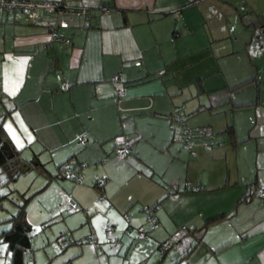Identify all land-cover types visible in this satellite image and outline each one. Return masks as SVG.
<instances>
[{"label":"crops","instance_id":"0c3cea01","mask_svg":"<svg viewBox=\"0 0 264 264\" xmlns=\"http://www.w3.org/2000/svg\"><path fill=\"white\" fill-rule=\"evenodd\" d=\"M62 1L88 9L62 29L68 43L50 39L53 14L30 22L0 9L2 138L29 168L36 159L57 176L66 161L85 177L102 164L106 186L81 185L120 210L118 264H264V197L254 192L264 184V0ZM189 70L185 83L174 80ZM192 83L190 97H202L188 102L180 93ZM177 110L212 135L193 137L186 171L158 180L143 149L168 144ZM120 134L133 139L130 153L112 159ZM120 161L134 168L112 187ZM153 203L150 236L123 233L122 213L147 227L141 206ZM177 230V248L155 247Z\"/></svg>","mask_w":264,"mask_h":264},{"label":"rangeland","instance_id":"374dc122","mask_svg":"<svg viewBox=\"0 0 264 264\" xmlns=\"http://www.w3.org/2000/svg\"><path fill=\"white\" fill-rule=\"evenodd\" d=\"M188 74L192 76L190 70L183 73L177 72L174 80L177 83H185V79L190 77ZM192 87L194 89L197 88L196 83H192L191 88H185L184 86L180 93L189 98L188 102L197 101L202 97V94L198 93L191 98L189 92H192ZM177 89L179 90V87ZM197 96L200 98H197ZM175 97H180V95ZM173 115L172 135L168 144L159 145L157 150H151L148 147L144 148V146V149L142 148V159L145 160V163H150L154 166V178L158 180H161L162 172L173 171L180 175L186 171L185 165L190 156L180 141L181 129L185 125H194H191L187 120L185 121L179 110L174 112ZM190 117L192 118V116ZM120 137L133 141L125 134H120ZM114 140L116 141V138ZM172 142L177 143V145ZM115 146L111 158H126L119 157L116 154ZM173 157H177L181 162L170 161ZM91 165L87 177H85L87 173L83 168L88 167V164L83 166V171L79 173L83 174L84 178L79 183H75L67 177L57 176V171L49 173L34 167L19 171L14 178L8 179L5 176V172L0 169V234L10 228V217L16 214L19 208L23 206L26 220L31 227V251L25 254V262H27L28 258H32L33 264L119 263L120 220L118 216L120 217V210L114 206H107L105 205L106 203L103 205L97 204L99 189L94 187L88 189L81 185L86 183L90 177H105L104 175L106 174L100 172L101 163ZM133 168L129 163L120 161V179H117L115 183L113 180L111 186L120 185V187H125L126 183L123 173H127ZM189 171H196V169L189 168ZM67 197H73L74 202L81 199L83 208L70 210L66 202ZM104 206L107 207L106 210ZM112 213L114 216L111 215ZM110 224L114 226L115 230H113L117 236L113 234V230L111 232L105 230V227ZM126 224L125 221V225L121 228L122 231L125 229ZM91 235L95 236L96 245L84 241L86 237ZM111 240H116L117 242L114 243ZM0 264H11L9 253L7 252V244L2 240H0Z\"/></svg>","mask_w":264,"mask_h":264},{"label":"built area","instance_id":"2783aa9c","mask_svg":"<svg viewBox=\"0 0 264 264\" xmlns=\"http://www.w3.org/2000/svg\"><path fill=\"white\" fill-rule=\"evenodd\" d=\"M0 9L11 12L18 11L24 14L26 20L30 22H37L43 13L53 14L55 16L52 23L49 25V35L52 41H58L60 43H68L69 39L65 38L62 33V29L69 25V20L78 16H87L88 9L85 7H75L71 6L65 1L62 0H0ZM103 11H107V7H102ZM262 30V29H260ZM138 64V63H137ZM70 86V83L63 82L60 85L61 89H67ZM0 90H1V82H0ZM178 117V116H176ZM196 135H212L211 132L203 126H188L185 125L181 129V141L186 148L187 152L191 155H196V152L193 148V137ZM116 138V146L115 152L119 157H126L130 153V144L131 141L128 138L117 136ZM76 140L85 144L87 141V136L85 133H80L76 135ZM206 148H210L209 143H204ZM63 175L75 183H79L82 180L83 175L78 171L73 170L71 168H66L63 171ZM98 186H103L106 182L104 177H99L97 180ZM254 192L258 195L264 197V184H258L254 187ZM102 196L98 201H100ZM66 202L70 208V210L78 209V204L75 203L71 197L66 198ZM159 206V203H153L149 205L141 206V210L146 215V219L148 221V226L144 227L143 225L133 226L130 223L129 216L127 213L123 214V217L126 221V227L123 230L125 234L134 231L135 236L137 238H146L150 236L151 232L156 228L157 219L154 215V210ZM113 225H107L105 230L107 232H111L113 230ZM182 237V230H177L172 233L169 237L163 240H155V247L164 252L165 250L175 247L177 248L179 240ZM85 242L92 243L96 245L95 236L91 235L84 239ZM116 243V240H111ZM81 242V241H80ZM26 264H33L32 258H28Z\"/></svg>","mask_w":264,"mask_h":264},{"label":"trees","instance_id":"16d2710c","mask_svg":"<svg viewBox=\"0 0 264 264\" xmlns=\"http://www.w3.org/2000/svg\"><path fill=\"white\" fill-rule=\"evenodd\" d=\"M3 141H6V140L2 138L1 129H0V169L1 171L5 172L6 178L12 179L19 173L18 165H19L20 157L18 156V153L13 150L15 153V156L9 159L1 148ZM30 164H31V167L43 170L42 164L36 159H33L30 162ZM66 168L77 170V168L70 166L69 162L66 161L58 166V172L62 175V177H65L63 175V171ZM94 186L102 190L104 185L98 186L97 181H95ZM101 196H102L101 200L98 201ZM104 197L105 195L101 191V193L99 194L97 198V202L98 203L102 202ZM78 209H79V205H78ZM10 220H11V226L8 230L0 234V240H2L3 242L7 244V252L9 253L11 264H25L26 263L25 254L31 251V248H30L31 246V239H30L31 227L26 220L24 207L22 206L21 208H19L17 213L10 217Z\"/></svg>","mask_w":264,"mask_h":264},{"label":"water","instance_id":"95a60500","mask_svg":"<svg viewBox=\"0 0 264 264\" xmlns=\"http://www.w3.org/2000/svg\"><path fill=\"white\" fill-rule=\"evenodd\" d=\"M1 148L9 159L15 156L13 149L7 141H3ZM18 167L19 171H25L29 168V164L24 159H20Z\"/></svg>","mask_w":264,"mask_h":264}]
</instances>
